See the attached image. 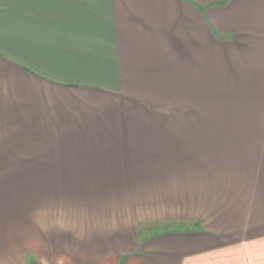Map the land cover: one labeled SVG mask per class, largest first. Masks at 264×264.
<instances>
[{"label": "crops", "instance_id": "0c3cea01", "mask_svg": "<svg viewBox=\"0 0 264 264\" xmlns=\"http://www.w3.org/2000/svg\"><path fill=\"white\" fill-rule=\"evenodd\" d=\"M0 162L128 181L86 264H264V0H0Z\"/></svg>", "mask_w": 264, "mask_h": 264}, {"label": "rangeland", "instance_id": "374dc122", "mask_svg": "<svg viewBox=\"0 0 264 264\" xmlns=\"http://www.w3.org/2000/svg\"><path fill=\"white\" fill-rule=\"evenodd\" d=\"M121 179L0 175V264H86L88 252H120L127 210L111 198L127 185ZM153 226L135 222L129 231Z\"/></svg>", "mask_w": 264, "mask_h": 264}]
</instances>
